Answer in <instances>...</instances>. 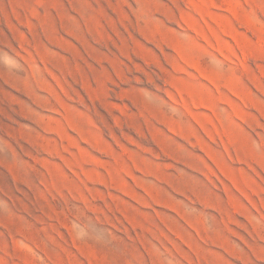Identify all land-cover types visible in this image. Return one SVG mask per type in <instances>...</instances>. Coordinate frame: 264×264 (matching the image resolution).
Masks as SVG:
<instances>
[{
  "label": "rangeland",
  "instance_id": "374dc122",
  "mask_svg": "<svg viewBox=\"0 0 264 264\" xmlns=\"http://www.w3.org/2000/svg\"><path fill=\"white\" fill-rule=\"evenodd\" d=\"M0 264H264V0H0Z\"/></svg>",
  "mask_w": 264,
  "mask_h": 264
}]
</instances>
